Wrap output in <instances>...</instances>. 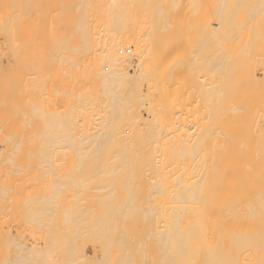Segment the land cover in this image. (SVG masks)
I'll return each mask as SVG.
<instances>
[{
    "label": "bare ground",
    "instance_id": "bare-ground-1",
    "mask_svg": "<svg viewBox=\"0 0 264 264\" xmlns=\"http://www.w3.org/2000/svg\"><path fill=\"white\" fill-rule=\"evenodd\" d=\"M51 3L52 0H0V264H144L146 261H149L148 264L188 263L187 259L190 257L188 248L194 247L197 243L206 245L214 243L208 223L204 225L203 221L199 220L211 216L212 206L209 204L202 206L204 198L209 200L214 195H232L231 187L236 179L235 170L244 172L250 169H264V160L235 159L227 147H217L216 140L212 143L213 149L203 150L204 143L199 133L201 127L198 125V144L193 155V158L196 155L195 168L198 170L196 182L198 197L194 198L197 205L187 207L186 204L166 205L164 202L165 205L160 202L153 204L155 199L160 201L169 199L157 195L167 193L166 188L160 187L164 185L162 183L167 182L169 170L173 169L171 165L163 164L169 161L168 154L171 151L154 148L157 144L153 143L151 137L147 142L154 147L150 149L139 147L136 126L132 136L126 138L123 131H116L109 124L86 134L77 135L75 132L83 129L76 123L80 115H83L84 120H87L89 114L94 116L93 104L89 102L96 99L94 95L107 98V102L101 100L105 106L100 109V111L104 109L103 114L111 112L115 115L121 112L136 120L148 113L153 132H156L160 121L163 120V117H160L161 98L170 75L161 68L150 66V62L155 59L153 55L147 53L148 44L146 40L140 39L143 35L141 32L127 30L114 32L109 27L110 24H107L105 31L115 35L101 43L89 42L87 39L71 47L59 43L60 49L67 47L74 49L75 52L80 49L93 50L102 56L99 60L88 63L89 69L99 72V76L97 72L92 77H86L85 73L78 74L77 78L63 76L61 81L63 85L57 88L54 94L49 92L47 86L42 87L39 95L42 107L35 106V110L37 109L43 117V136L54 135L55 140L52 142L60 139L70 144L73 149L69 152L76 153L77 157L76 166L73 165L70 169L73 170L68 181L51 180L52 173L47 169V181L42 183L44 193L37 198L34 193L35 154L33 151L20 149L21 143L16 136L17 119L13 117L16 102L7 103L9 106L6 107L5 89H9V94H13L17 89L16 84L20 76L17 59L20 51L27 62L26 86L32 88L35 87L36 81L41 85L32 70L34 64L32 59L40 38L49 36L50 32L56 36L62 35L65 31L72 35L88 33L85 22H77L75 25L50 21L40 23L32 19L24 22L25 12L30 13L32 5L36 4L38 7L39 4L41 10L39 15L45 16ZM117 6H120V3L115 0H106L103 13L121 16L125 11L116 10ZM219 25L218 22L210 24L213 29H217ZM123 46L128 47V52L129 48H132L133 52L122 54L126 48L118 50V47ZM120 50L122 52H119ZM123 64L128 67L127 71L123 69ZM103 68L109 70L104 72ZM215 70L219 71L217 68ZM218 75L220 83L213 86L211 105L213 114L211 122L213 121L217 132L219 129L223 131V126H231V120H246L223 117V112L234 117V114L248 115L252 109V105L244 101H240L242 104H232L229 101L231 92L228 73L220 70ZM77 79L80 82L88 79L98 86V90L91 94V98L88 96L89 93H78L71 83ZM147 88L152 89V98L148 97ZM122 92L125 93L124 98ZM55 95L65 102L63 108L61 107L62 113L52 106ZM121 99H127L128 102L121 104ZM262 113L264 114V111ZM258 119L264 120V117ZM133 143L137 146L134 149L130 147ZM206 150L210 153L207 159L204 158ZM51 152L42 153L40 164L50 165ZM258 152L256 149L246 151L250 155L254 153L256 155ZM90 153L97 154L94 159L96 162L100 153L108 156L105 155L102 160L100 156V161L94 167H85L84 163L91 162L87 155ZM259 153L264 154V151ZM85 168L94 169L93 174L102 179L96 187L98 194L94 198L101 203L100 206L107 210L106 212H91L93 206L83 203L90 198L78 195L72 196L69 206L63 208L59 205L61 195L70 187H73V195L86 188V183L80 180L83 174L81 169ZM139 170H149L150 178H154L151 188L156 196L150 194L147 198L150 203L146 206L140 205L141 200L133 193L132 181L138 177ZM220 176L223 178L221 182L218 180ZM203 177L207 178L208 189L205 192L202 191V184L205 183ZM115 178H124L123 182L125 186L127 185L124 195L119 199L121 203L117 200L118 192L112 184L115 183ZM170 199L178 203L186 201L179 197ZM59 208H63L64 211L57 212ZM163 209L169 211L159 212ZM183 210L189 211L183 213L181 212ZM243 233V235L238 233L236 243L264 247V232Z\"/></svg>",
    "mask_w": 264,
    "mask_h": 264
},
{
    "label": "rangeland",
    "instance_id": "rangeland-1",
    "mask_svg": "<svg viewBox=\"0 0 264 264\" xmlns=\"http://www.w3.org/2000/svg\"><path fill=\"white\" fill-rule=\"evenodd\" d=\"M105 1L52 0L45 16L39 15L41 12L39 4L38 7L36 4L32 5L30 13L25 12L24 22L31 19L40 23L50 21L69 25L85 22L88 29V33L74 35L68 31L59 36L50 32L49 36L38 40L39 46L36 47L32 59L34 60L32 70L42 86L37 81L35 87L26 86L27 62L20 51L17 59L20 69L17 89L13 94H9V89H5L6 107L9 106L7 103L16 102L13 117L17 119L16 136L21 143L20 149L33 151L35 154L36 179L35 183L33 182L35 196L38 198L44 193L42 183L47 181V169L52 173L51 180H70V172L73 170L70 169L76 164L77 157L76 153L69 152L73 149L70 144L60 139L52 142L55 140L54 135L43 136V117L37 109L35 110V106L42 107L39 102L42 87L47 86L49 92L54 94L57 88L62 87L63 76L76 77L81 73H85L86 77L94 76L97 71L89 69L88 63L99 60L102 55L98 51L85 49L75 52L74 49L67 47L77 45L86 39L89 42L101 43L104 39L113 37L115 34L105 31L107 24H110L109 27L114 32L120 30L141 32L143 35L140 39L146 40L148 44L147 53L153 55L155 59L150 62V66L161 68L170 75L161 98L160 117H163V120L160 121L161 124L158 125L156 132H153L148 113L136 120L121 112L115 115L111 112L103 114L104 109L101 111L100 109L105 106L101 100L107 102V98L98 96V99L94 95L96 99L89 101L93 104L94 116L89 114L87 120H84L83 115H80L76 123L83 129L75 132L77 135L86 134L109 124L116 131H123V136L126 138L132 136L136 126L139 147L143 146L146 149L154 147L147 142L151 137L153 143L157 144L154 148L171 151L168 154L169 161L163 164L171 165L173 169L169 170L168 185L165 181L160 187L166 188L167 193L157 196H165L169 199L179 197L186 201L178 203L172 199H165L166 201L155 199L153 204L159 202L162 205L186 204L187 207L197 205L194 198L198 197L196 193L198 170L195 168L196 155L195 158L193 155L194 148H197L199 133L204 143L203 150L213 149L212 143L216 140L217 147H227L230 155H234L235 159L264 160V154L259 153L264 151V120L258 119L264 117L262 113L264 111V0H115L120 3V6L115 7L116 10L125 11L121 16L104 14ZM34 15L36 17H33ZM212 22L220 24L217 29L210 26ZM59 43L68 46L60 49ZM120 48L128 49L127 46L118 47V50ZM129 50L128 53L122 54L133 52L132 48ZM122 67L125 71L128 70L125 64ZM106 68H103L104 72L109 70ZM215 68L228 73L231 92L229 101L232 104H242L240 101H244L252 105L248 115L234 114V117H230L229 113L223 112V117L246 118V120H231V126H223V131L219 129V132L215 131L213 121L211 122L213 86L220 83L219 71ZM97 73L99 76V72ZM88 79L83 82L77 79L71 83L74 84L75 91L82 94L89 93L88 96L91 98V94L98 90V86ZM198 87L201 88V92ZM146 92L149 98L153 97L152 89L147 88ZM122 94L124 98L125 93ZM53 97L55 100L52 106L62 113L65 102L57 95ZM120 102L122 104L128 101L121 99ZM148 103L145 105L149 106ZM256 123L259 125L256 126ZM198 125L201 127L199 133ZM130 147L134 149L137 146L133 143ZM93 149L97 148L93 147ZM250 149L259 152L250 155L246 153ZM50 151H52L50 165L40 164L42 153ZM207 151L204 152L206 159L210 154ZM87 155L91 162L84 163L85 167H94L102 157L108 156L100 153L96 162L94 159L97 154ZM81 172L83 174L80 180L86 183V188L73 195V187H70L61 195L59 205L63 208L69 206L72 196L78 195L90 198L83 203L93 206L91 212H106L107 210H103L101 203L94 198L98 194L96 187L102 181L101 177L93 174L94 169L85 168L81 169ZM137 173L138 177L132 181L133 193L141 200L139 204L146 206L150 203L147 200L149 195L156 196L151 188L154 178H150L149 170H139ZM234 173L236 179L231 187L232 195H214L209 200L204 198L202 202V206L206 204L212 206L211 216L199 220L203 221L204 225L208 223L214 243L207 245L197 243L194 247L188 248L190 257L186 264H264V247L235 242L238 233L243 235L244 231L251 234L264 232V169H250L244 172L235 170ZM222 179V176L218 178L220 182ZM124 180V178H115V183H112L113 188L118 192L119 203L122 202L119 199L122 198L127 187ZM203 180L205 183L202 184V191L205 192L208 189L207 178L203 177ZM63 208L57 209V212H63ZM167 211L169 210L163 209L159 212ZM148 263L149 261L144 262V264Z\"/></svg>",
    "mask_w": 264,
    "mask_h": 264
},
{
    "label": "built area",
    "instance_id": "built-area-1",
    "mask_svg": "<svg viewBox=\"0 0 264 264\" xmlns=\"http://www.w3.org/2000/svg\"><path fill=\"white\" fill-rule=\"evenodd\" d=\"M119 52H122V50H120ZM125 52H128V50L126 49Z\"/></svg>",
    "mask_w": 264,
    "mask_h": 264
}]
</instances>
